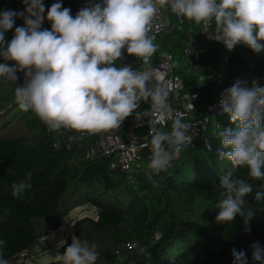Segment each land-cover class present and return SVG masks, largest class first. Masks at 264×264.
Instances as JSON below:
<instances>
[{"label": "clouds", "instance_id": "1", "mask_svg": "<svg viewBox=\"0 0 264 264\" xmlns=\"http://www.w3.org/2000/svg\"><path fill=\"white\" fill-rule=\"evenodd\" d=\"M22 3L23 12L0 11V56L15 62L11 67L0 64V77L16 82V73H24V83L14 90L19 108L32 111L49 131L68 129L86 135L120 129L130 116L137 122L151 116L153 125L166 126L171 121V131L153 128L145 175L154 187H159L155 177L171 167L176 154L193 138L185 114L172 107L169 89L155 82L151 67L159 47L150 34L158 5L196 24L214 22L215 31L209 36L228 51L238 45L254 53L264 50V0H88L75 16L56 2L46 17L42 0ZM18 18L24 19V25L15 27L7 42L5 33ZM45 19L51 23L50 29H42ZM125 52L140 62L139 70L117 66ZM195 99L191 96L188 111L194 109L191 101ZM142 101L149 102L150 108L140 110ZM219 107L235 127L218 132V157L232 167L219 177L223 191L215 219L226 223L239 216L247 232L256 214L245 200L253 186L234 172L246 167L251 179L264 181V86L237 80L223 91ZM30 180L29 173L26 179L13 182L12 196L22 197L32 187ZM254 199H264V190L257 191ZM6 243L0 239V264H9L3 258ZM250 248L255 264H264V248L259 242ZM231 253L232 264H248L244 250L233 248ZM98 258L96 244L87 240H73L61 255L62 264H96Z\"/></svg>", "mask_w": 264, "mask_h": 264}, {"label": "trees", "instance_id": "2", "mask_svg": "<svg viewBox=\"0 0 264 264\" xmlns=\"http://www.w3.org/2000/svg\"><path fill=\"white\" fill-rule=\"evenodd\" d=\"M20 1L0 0V11L23 12L16 10ZM49 2L42 0L44 8ZM23 24V18L16 19L13 29L5 33V40L10 42L15 27ZM190 33L186 28L169 36L164 51L175 56V72L183 81L185 93L198 95L191 119L203 117L206 106L220 95L216 82L209 80L214 72L243 75L264 86V50L254 53L247 46L238 45L228 51L223 44H215L202 55L196 28L195 52L189 64L183 52ZM0 64L11 67L15 62L0 56ZM214 67L216 70L212 71ZM20 73H16V82L0 79L14 92L17 84H23ZM140 110H146L143 101ZM0 113V239L7 241L2 251L9 264H18L22 255L39 246V225H46V235L61 229L68 212L82 206V202L95 208L97 215L78 224L77 240H102L105 233L110 234L107 243L101 244L104 250L96 245V264H232L233 248L244 250L248 264H255L250 244L259 242L264 248V199H254L257 191L264 190L260 188L264 181L251 179L246 167H239L234 175L253 186V192L245 197L246 206L253 207L256 213L249 224L251 230L245 231L239 216L226 223L215 219L223 191L219 177L232 167L217 154L218 132L235 127L229 115L219 120L220 129L215 136L185 147L180 159L155 177L159 187H154L141 178L130 185L119 170L110 169V160L89 162L84 155L74 157L66 148L56 149L53 137L57 131H49L32 111L21 110L14 93L9 100H0ZM18 118L22 132L11 133L17 128ZM147 121L148 116L142 122L134 116L126 119L137 135L146 133ZM29 173L32 187L22 197H13L11 184L26 179ZM95 241L89 244H96ZM133 243L138 247L130 249Z\"/></svg>", "mask_w": 264, "mask_h": 264}, {"label": "built area", "instance_id": "3", "mask_svg": "<svg viewBox=\"0 0 264 264\" xmlns=\"http://www.w3.org/2000/svg\"><path fill=\"white\" fill-rule=\"evenodd\" d=\"M56 2H61L63 7L70 8L72 15L75 16L82 7L87 5L88 0H50L49 4L45 7V17L47 16V10ZM92 2H100V0H92ZM158 7L160 11L152 24L150 34L155 36V43H157L159 47L152 57L151 67L155 70V82L169 89V101L172 107L185 114V121L190 125L189 134L193 135L192 143L186 146L190 147L194 146L203 138L208 139L210 136H215L220 129L219 120L228 115L223 113L219 107V100L223 91L231 87L237 80L246 81L248 86H251L252 82L243 75H225L221 72H214L209 76V80L211 79L216 82L217 86L221 89L220 95L217 100L206 106L203 117L191 119V113L195 110V102L198 100V95L185 93L183 81L175 72V56L164 51L166 39L176 33L183 32L186 28L191 30L188 47L183 52V56L188 60L189 64H191L195 52L193 48L194 29L198 28L199 32L201 43L199 49L200 54H205L210 46L222 43L211 39L209 36V34L215 31L214 22L210 26L196 24L187 19L178 18L167 6L158 5ZM21 8L22 0L16 5V10L20 11ZM44 28H51V23L47 19H45L42 24V29ZM123 65H129L134 70H139L142 67L135 57L129 56L126 52L117 62L118 67ZM19 77L22 83H24L25 78L23 72L19 74ZM191 96H196V99L191 101L194 109L188 111L187 105L190 103ZM143 102L145 108L149 109V102ZM152 119L151 116H148L147 131L143 135L135 134L127 125L126 119L122 123L120 129L97 135H86L77 133L73 130L61 129L57 131L53 137L54 147L56 149L66 148L74 153V157L84 155L85 159L89 162L98 159L110 160V169L119 170L126 176L129 184L132 186H134L140 178L149 183L145 171L151 156L150 141L153 128L164 127L165 131H171V121L165 122L166 126L159 123L153 125ZM179 154H176L175 158L179 156ZM158 238L159 236L157 234L156 239ZM137 247V244L133 243L130 249Z\"/></svg>", "mask_w": 264, "mask_h": 264}, {"label": "rangeland", "instance_id": "4", "mask_svg": "<svg viewBox=\"0 0 264 264\" xmlns=\"http://www.w3.org/2000/svg\"><path fill=\"white\" fill-rule=\"evenodd\" d=\"M25 9V5L22 3L21 10ZM8 84L6 81L0 79V100L7 99L9 100L11 95L14 93L11 89H8ZM1 118V117H0ZM21 118H18L16 122L17 128L12 130L11 133H21ZM13 125H11L8 129H11ZM182 152L174 158L171 166L176 163L180 157ZM81 203V202H80ZM82 206L77 208H73L67 214L64 219V227L57 231H49L46 235V225H39L38 231L42 234L41 241L38 247H36L32 253L22 255L18 261V264H62L61 255L64 253L66 247L72 243L73 240H77L76 238V230L78 224L85 220L86 218H96V210L95 208L87 207L84 202L81 203ZM109 233H105L101 239L93 238L89 239L88 237L84 240H87L89 243L92 240H96V245L100 246L101 250H104V247L101 244H106L109 238ZM159 236V235H158ZM102 261V260H101Z\"/></svg>", "mask_w": 264, "mask_h": 264}, {"label": "water", "instance_id": "5", "mask_svg": "<svg viewBox=\"0 0 264 264\" xmlns=\"http://www.w3.org/2000/svg\"><path fill=\"white\" fill-rule=\"evenodd\" d=\"M216 70V67H214L213 69H212V71H215ZM0 114H2V113H0Z\"/></svg>", "mask_w": 264, "mask_h": 264}]
</instances>
